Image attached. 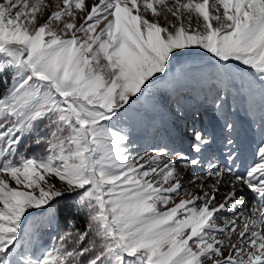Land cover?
I'll return each mask as SVG.
<instances>
[{"label":"snow or ice","instance_id":"snow-or-ice-1","mask_svg":"<svg viewBox=\"0 0 264 264\" xmlns=\"http://www.w3.org/2000/svg\"><path fill=\"white\" fill-rule=\"evenodd\" d=\"M0 264H264V0H0Z\"/></svg>","mask_w":264,"mask_h":264},{"label":"rangeland","instance_id":"rangeland-1","mask_svg":"<svg viewBox=\"0 0 264 264\" xmlns=\"http://www.w3.org/2000/svg\"><path fill=\"white\" fill-rule=\"evenodd\" d=\"M240 115H241V119H245V114L243 111H241Z\"/></svg>","mask_w":264,"mask_h":264}]
</instances>
